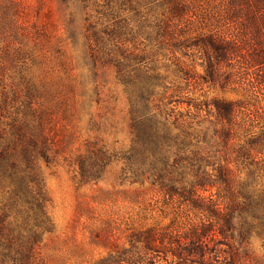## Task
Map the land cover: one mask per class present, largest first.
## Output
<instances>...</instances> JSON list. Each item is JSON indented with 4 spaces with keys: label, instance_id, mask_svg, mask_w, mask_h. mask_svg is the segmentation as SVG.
<instances>
[{
    "label": "rangeland",
    "instance_id": "374dc122",
    "mask_svg": "<svg viewBox=\"0 0 264 264\" xmlns=\"http://www.w3.org/2000/svg\"><path fill=\"white\" fill-rule=\"evenodd\" d=\"M70 1L67 6L62 0H0V129L10 131L13 124L26 121L27 131L41 133L40 147H46L45 155L35 151L34 162L53 224L44 236L42 258L46 264H97L123 250L138 257L143 243L135 242L140 249H131L132 239L151 229L206 236V211L172 203L151 180H137L130 169V89L119 81L118 65L143 61L144 67L167 75L170 85L184 84L173 72L175 64L189 65L195 76L189 94L193 104L180 105L178 111L189 110L201 139L210 128L206 101L222 92L219 84L195 83L198 75L208 77L210 64L209 44L205 52L197 39L205 35L232 48L227 60L213 61L234 71L260 60L262 3L184 0L188 13L176 34L180 41L189 40L181 41L175 57L169 58L161 56L151 28L164 18L163 8L151 10L136 0H87L86 7ZM167 65L173 66L170 71ZM160 100L157 96L156 103ZM95 159L99 162L92 171L98 176L83 178L82 161L90 165ZM5 187L0 181V202ZM201 195L206 198L210 192ZM241 251L247 264H264L262 239L251 238ZM219 256L213 263L225 264L226 254ZM155 262L165 264L162 256Z\"/></svg>",
    "mask_w": 264,
    "mask_h": 264
},
{
    "label": "trees",
    "instance_id": "16d2710c",
    "mask_svg": "<svg viewBox=\"0 0 264 264\" xmlns=\"http://www.w3.org/2000/svg\"><path fill=\"white\" fill-rule=\"evenodd\" d=\"M79 1L86 7L87 0ZM136 1L151 10L163 8L164 18L148 27L157 33L155 43L163 51L161 56L175 57L176 49L184 44L180 42L189 40L180 41L176 34L188 13L184 0ZM62 2L71 4L70 0ZM260 2L264 7V0ZM197 42L205 52L209 44L210 64L208 77L198 75L195 83L201 87L219 84L222 92L211 103L206 101V107H211L206 117L210 128L201 139L196 137L189 110L186 114L178 111L180 105L190 108L193 104L190 87L195 76L189 65L175 64L173 72L184 81L182 85L175 81L170 85L167 75L159 68L144 67L143 61L120 63L118 76L130 89L133 140L126 155L130 169L137 180H151L172 203L206 211V236L146 230L131 242V249L136 250L140 249L136 243H143L144 252L139 250L138 257L128 255V250L117 251L97 264H155L160 256L165 264H214L223 252L225 264H247L241 249L253 237L264 241V55L234 71L213 61L214 57L227 60L232 48L205 35ZM171 66L164 68L170 71ZM157 96L161 104L156 103ZM29 128L25 121L13 124L10 131L0 129V181L7 187L0 202V264H46L42 243L53 224L34 171L35 151L40 149L45 155L46 147H40L41 133ZM92 162L82 161L83 178L98 176L92 170L99 161ZM204 192L210 195L205 198ZM150 252L156 256L149 257Z\"/></svg>",
    "mask_w": 264,
    "mask_h": 264
}]
</instances>
